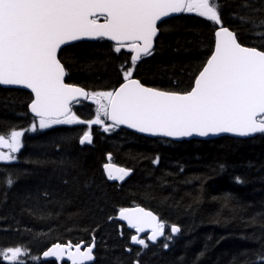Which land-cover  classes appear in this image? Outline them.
<instances>
[{"label": "trees", "instance_id": "16d2710c", "mask_svg": "<svg viewBox=\"0 0 264 264\" xmlns=\"http://www.w3.org/2000/svg\"><path fill=\"white\" fill-rule=\"evenodd\" d=\"M217 2L225 26L238 33L242 44L258 46L261 42L253 40L247 26L234 19L233 13L257 18L264 13L239 8L243 0ZM252 3L264 8L261 0ZM167 25L170 31L160 37L163 46L157 41L156 51L143 59L136 75L148 86L168 88L175 80L179 89H184L193 68L205 57L211 25L193 14L169 18ZM75 44L68 53L83 59L99 42ZM99 51L94 64L68 62L66 82L88 90L111 87L124 55L105 64L100 61L105 59L106 48ZM29 96L21 89L0 87V134L13 125L27 128L32 122L27 110ZM74 110L85 119L94 115V106L88 101L74 105ZM82 131L83 126L62 125L28 133L22 139L18 161L0 164V174L6 170L24 173L7 191L6 202L0 190V217L8 218L7 223L0 218V229H13L0 231V247L24 245L40 256L52 243L90 241L94 236L96 264H131L137 251L141 252L140 264H254L257 254L264 251V134L170 142L123 128L104 133L93 126V143L81 146L78 135ZM64 137L74 139L66 142ZM108 153L113 162L133 169L122 183L101 180V166ZM157 156L159 163L154 166L151 160ZM36 160L42 163L25 162ZM61 160L78 162L72 175L82 171L94 178L91 188L77 191L71 182L64 186ZM237 177L242 183H236ZM44 189L51 193V200L37 203L35 197ZM65 200L69 203L60 207L59 202ZM132 204L151 209L167 225L181 228L168 241L167 250L163 248L165 240L147 249L131 245L130 230L123 224V235L119 233L114 215L118 208ZM126 246L132 247L131 253L124 251ZM27 264L44 261L28 260Z\"/></svg>", "mask_w": 264, "mask_h": 264}, {"label": "snow or ice", "instance_id": "6c2138e0", "mask_svg": "<svg viewBox=\"0 0 264 264\" xmlns=\"http://www.w3.org/2000/svg\"><path fill=\"white\" fill-rule=\"evenodd\" d=\"M238 7L249 13H264V8L254 6L252 0H243ZM175 14H193L211 25L205 57L193 68L186 88L179 89L175 80L168 88L148 86L136 73L143 59L156 51L157 41L163 46L160 37L170 31L166 18ZM101 18L103 22L98 23ZM233 18L247 26L253 40L261 43L242 44L238 33L225 26L217 0H0V86L29 90L27 110L32 118L27 128L13 125L0 134V164L18 161L26 134L61 125L83 126L78 135L81 146L93 143V126L110 133L123 125L136 133L170 138L264 134V15L257 18L234 12ZM85 41L99 42L97 49H90L83 59L68 53L75 42ZM100 48H106L101 63L124 55V62L115 70V83L105 90H88L66 82L68 62L94 64ZM83 101L95 106L91 118H82L74 110V105ZM63 139L67 142L74 137ZM106 161L101 166L104 182L125 181L133 171L112 163L111 153ZM151 163L158 165L159 157ZM78 168L76 161L61 160L62 183L67 187L71 182L77 191L89 190L94 178L82 171L72 175ZM23 174L7 170L0 174L5 202L7 191ZM236 183H242L239 177ZM97 188L101 190L99 185ZM41 199L51 200V193L40 191L35 200L39 203ZM66 203L69 201L59 205ZM0 218L7 223L6 216ZM118 220L135 230L131 245L141 249L149 247L146 241L155 244L158 238H164L163 248L167 250L168 241L181 232L176 224L167 232L169 226L163 220L140 206L120 207ZM145 232L146 238H141ZM95 248L94 236L90 241L55 242L46 247L42 257L44 264H96ZM124 251L131 253L132 247L126 246ZM140 255L137 251L131 264H140ZM257 256L254 264H264V251ZM40 259L24 245L0 247V264H27L28 260Z\"/></svg>", "mask_w": 264, "mask_h": 264}, {"label": "water", "instance_id": "95a60500", "mask_svg": "<svg viewBox=\"0 0 264 264\" xmlns=\"http://www.w3.org/2000/svg\"><path fill=\"white\" fill-rule=\"evenodd\" d=\"M179 15H181V14H175L173 17H177ZM166 19H169V18H166ZM102 22H103V20H98V23H102ZM87 42H92V41H87ZM75 43H78V42H75ZM0 87L12 88V89H21V90H24V91H27L28 93H30L29 90L20 88L18 86H0ZM120 128H124V129H127L128 131L136 133L134 130L128 129V128H126L123 125H121ZM136 134L144 136V137H149V138L167 139V140H170V141H173V142H182V141H190V140L208 141V140H213V139H217V138H220V137H232V138L246 139V138H252V137L257 135V134H254L253 136H249V137H238V136H234L232 134L223 133V134H218V135H209V136H206V137H200V136H195L194 135V136H191V137L170 138V137H160V136H149V135L141 134V133H136ZM110 182H112V181H110ZM49 259H54V258H49Z\"/></svg>", "mask_w": 264, "mask_h": 264}, {"label": "flooded vegetation", "instance_id": "af4514ba", "mask_svg": "<svg viewBox=\"0 0 264 264\" xmlns=\"http://www.w3.org/2000/svg\"><path fill=\"white\" fill-rule=\"evenodd\" d=\"M113 159V158H112ZM117 164V163H116ZM120 165V164H119ZM122 166V165H121ZM116 214V213H115ZM115 216V215H114Z\"/></svg>", "mask_w": 264, "mask_h": 264}, {"label": "bare ground", "instance_id": "6f19581e", "mask_svg": "<svg viewBox=\"0 0 264 264\" xmlns=\"http://www.w3.org/2000/svg\"><path fill=\"white\" fill-rule=\"evenodd\" d=\"M149 138V137H148Z\"/></svg>", "mask_w": 264, "mask_h": 264}]
</instances>
